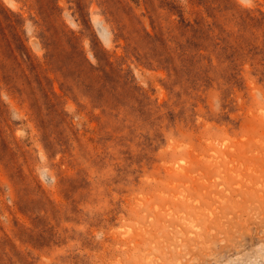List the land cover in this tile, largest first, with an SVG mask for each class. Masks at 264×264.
Masks as SVG:
<instances>
[{
    "label": "rangeland",
    "instance_id": "1",
    "mask_svg": "<svg viewBox=\"0 0 264 264\" xmlns=\"http://www.w3.org/2000/svg\"><path fill=\"white\" fill-rule=\"evenodd\" d=\"M264 264V0H0V264Z\"/></svg>",
    "mask_w": 264,
    "mask_h": 264
},
{
    "label": "clouds",
    "instance_id": "2",
    "mask_svg": "<svg viewBox=\"0 0 264 264\" xmlns=\"http://www.w3.org/2000/svg\"><path fill=\"white\" fill-rule=\"evenodd\" d=\"M242 3L251 4V0H242ZM237 264H239V262H237ZM249 264H255V261L252 258H250Z\"/></svg>",
    "mask_w": 264,
    "mask_h": 264
}]
</instances>
